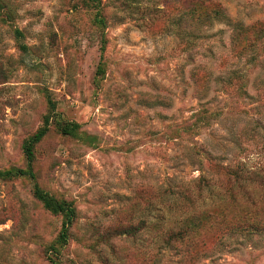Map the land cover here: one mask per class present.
I'll return each mask as SVG.
<instances>
[{
	"label": "rangeland",
	"instance_id": "374dc122",
	"mask_svg": "<svg viewBox=\"0 0 264 264\" xmlns=\"http://www.w3.org/2000/svg\"><path fill=\"white\" fill-rule=\"evenodd\" d=\"M47 119L34 178H0V264H264V183L225 170L264 178V0H0V172Z\"/></svg>",
	"mask_w": 264,
	"mask_h": 264
},
{
	"label": "trees",
	"instance_id": "16d2710c",
	"mask_svg": "<svg viewBox=\"0 0 264 264\" xmlns=\"http://www.w3.org/2000/svg\"><path fill=\"white\" fill-rule=\"evenodd\" d=\"M212 16L214 17H219V18H223L225 17L224 13L221 10H216L212 13ZM52 108L53 105H52ZM48 125H49V121L48 119L45 122L44 127L40 128L32 137H30L23 146V152L24 155L28 161L29 164V169L27 171H23V170H17L15 172L12 171H6V172H0V178H5L10 176L11 174H15L16 176L20 177V176H31L32 178H34V174H33V169H32V163L34 160V148L35 145L40 142L48 133ZM59 130L62 134L64 135H73L78 126L77 125H61L58 124ZM263 138V137H262ZM247 166L245 164H239L237 166H230L225 168V170L227 171L228 175H229V179L233 182L236 183L235 185L240 186L241 188H244L246 191H248V189H250L255 183L259 182V183H264V178L262 177V172L258 171V170H248L246 168ZM198 183L203 185L204 188H207L210 192V187L208 182H206L207 180L204 177H200L198 180ZM214 187V185H212ZM170 191V189L168 190ZM171 193L173 191H170ZM169 192V193H170ZM189 194V193H188ZM214 195H220V190H216V188L214 187ZM185 195L187 194H183L181 198H185ZM34 196L37 200L41 201L44 206L51 211L54 214H60L64 217V226H63V230H62V234L60 236V239L63 241H66L67 239V230L68 227L72 220L75 217L76 214V210L74 208V206L71 203H67V202H63V201H58L56 200L54 197H52L49 193L43 191L42 189H40L39 187H36L35 189V193ZM180 198V199H181ZM166 202H169V198L166 200ZM157 211L158 214L160 213V209H158V207L156 205H153L152 207V211ZM245 213V217L241 216L242 220L238 221L239 222H243V220H247L250 221V219H254V214L252 213V211H248V210H242ZM250 216V217H248ZM237 230H239L237 232L238 233H244L245 229L243 230L242 227H240V224H237ZM235 225V226H236ZM252 226V230H257L258 233L259 232H263L264 231V226L262 227L259 223H251L250 224ZM249 226V225H248ZM146 227V221H141L140 225L136 226V227H132L129 229L130 235H135L137 232H141L144 228ZM236 228V227H235ZM235 229L232 228L231 231H233ZM230 231V232H231ZM224 238L221 237V239L218 242V246H221V243L223 242ZM187 241H190L189 238V233L187 231H183V232H178L176 234H173L172 236L167 237V241L165 242V246H167L168 248H174L176 247V243L181 244V243H185ZM190 246H185V248L183 250H180V253L183 255V257L190 252ZM220 249V248H219ZM204 256H208L206 253H203L202 251L199 252H195L194 255H188V259L191 261H195V263L197 261H199L200 259L204 258Z\"/></svg>",
	"mask_w": 264,
	"mask_h": 264
}]
</instances>
